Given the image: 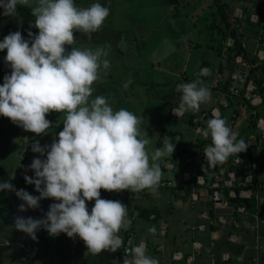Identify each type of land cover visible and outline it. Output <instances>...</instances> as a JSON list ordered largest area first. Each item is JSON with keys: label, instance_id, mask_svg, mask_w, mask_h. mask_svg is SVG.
Instances as JSON below:
<instances>
[{"label": "clouds", "instance_id": "9594fccd", "mask_svg": "<svg viewBox=\"0 0 264 264\" xmlns=\"http://www.w3.org/2000/svg\"><path fill=\"white\" fill-rule=\"evenodd\" d=\"M18 4L31 7L35 18L31 26L38 34L29 31L25 39L16 31L0 42V51L6 50L4 60L11 68L0 85V116L37 136L54 126L46 119L49 113H64L65 117L62 131L50 145L41 146L39 141L31 145L32 152L46 153V158H34L28 166L34 177L24 176L39 195L16 190L7 181L0 183V191H14L24 202L19 205L21 212L38 208L42 199L59 202L49 205L44 218L18 216L13 226L34 241L37 230L44 228L50 236H78L93 255L114 253L123 246L119 233L129 226L128 210L119 200L102 199L100 190L155 191L162 178L158 161L171 157L175 144L165 139L150 157L149 136L140 128L142 117L125 108L114 110L104 94L93 95L101 71L110 67L106 59L110 46L68 49L76 43L75 32L90 39L100 30L109 8L100 3L80 8L74 0H35L34 4L32 0H0L2 14L17 15ZM201 85L200 80L177 85L176 92L182 95L178 108L173 109L175 115L198 112L202 104L210 102V90ZM198 132L211 140L203 153L209 167L247 149L246 142L238 140V133L218 114ZM14 178L12 172L10 179ZM87 201H94L90 212ZM148 231L155 233V228ZM122 264L159 261L147 254V245L141 242L126 249Z\"/></svg>", "mask_w": 264, "mask_h": 264}, {"label": "crops", "instance_id": "0c3cea01", "mask_svg": "<svg viewBox=\"0 0 264 264\" xmlns=\"http://www.w3.org/2000/svg\"><path fill=\"white\" fill-rule=\"evenodd\" d=\"M156 1L138 0L128 7L125 0H74V4L80 8L100 3L109 8L110 14L102 28L92 33L90 39L82 32H75L76 43L73 47L95 50L98 46H110L107 47L106 57L110 61V67L101 71V79L94 87L109 98L114 110L125 108L142 117L140 128L149 136L147 150L150 157L154 149L163 146L165 139L175 144L171 157H164L158 161L162 170L161 181H168L171 184L165 187L159 185L155 191L144 189L136 192L129 189L120 192L103 190L100 193L102 199L119 200L127 206V219L130 223L126 231L122 229L119 233L123 246L116 252L103 251L93 255L88 252L78 236L69 238L66 234L60 233L53 237L57 244L55 251L50 257L46 252V256L40 258L38 264H52L51 262L122 264L126 258V249L141 242L146 243L147 254L157 258L159 264H254L253 259L256 256L257 264H264V212L261 210L254 213L263 216V220L256 221L254 214L250 215L245 206H237L245 209V213H241L237 208L234 210L228 201V207H231L233 212L224 216V223L220 222V216L214 213V203L212 211L215 216H211L209 214L213 191L211 184L216 170L207 165L205 157H199L195 153L197 139L203 137L194 130L197 127L206 128L207 121L210 120L207 118V112L211 115L210 111L216 110L214 104L222 107L221 114L218 112L220 117L227 121L228 126L231 120L237 124L235 132H239L247 125L246 111L245 116L243 111H238L242 109L241 103L232 98L229 92L224 95L217 90L224 78L223 72L229 65L231 66L229 58L222 59L221 54L218 56L216 52V60L213 58L206 60L199 52L202 48L199 43L203 37L187 39L175 27H171L168 32H162L163 25L171 24L172 21L176 23L180 18L187 25V18L183 17V5L175 0L165 12L166 20L169 22H162L158 27ZM236 1L239 3L241 0ZM32 2L34 4L35 0ZM231 7L228 6L227 13H231ZM202 13L204 14V11ZM137 21H140L139 25L132 24ZM228 21L238 28V33L245 40L246 49L253 53L257 40L254 31L250 30L249 26H237L229 18ZM212 24V20L208 18L203 24V34L208 41L215 38L218 40L216 45H210L213 49V46L220 45L221 39L217 32L213 33ZM196 32L197 29L194 28L193 34ZM125 48L130 50L131 56L125 54ZM231 67L235 72V64ZM220 68L223 70L222 73ZM189 78H192V81L207 80L206 85L211 79L209 87L211 100L207 104H202L198 112L188 111L177 116L173 109L178 108L182 93L176 92V87ZM205 112L207 115L200 118ZM185 116L186 121H183ZM194 119L197 120L196 123L193 122ZM171 121L174 131L168 129ZM58 130L62 131V128L59 127ZM187 131L192 132L190 138ZM257 150L264 158V149L259 146ZM186 158H191L192 162L187 163ZM237 159L241 160L239 155ZM254 167L256 169L257 165L254 164ZM183 173H188L189 179H184ZM258 178H264V169L259 171ZM227 179L228 176L224 174V180ZM235 182L236 177L232 187ZM242 185L245 187L239 191L238 196L246 200L251 199L252 195L243 196V192L252 193L250 186L255 188L259 186L258 182H252L251 175L246 177ZM232 187L222 190L227 189L228 195L234 193L236 196ZM235 196L231 195L230 198ZM254 198L255 206H264V192H257ZM58 202L46 198L45 204L48 208L45 209V213L50 204ZM40 203L39 207H44V202ZM86 203L90 212L94 201ZM149 227H154L155 233H149ZM43 233L36 232V242L42 238ZM22 239L32 240L28 235ZM45 240L47 241L46 237L44 243Z\"/></svg>", "mask_w": 264, "mask_h": 264}, {"label": "rangeland", "instance_id": "374dc122", "mask_svg": "<svg viewBox=\"0 0 264 264\" xmlns=\"http://www.w3.org/2000/svg\"><path fill=\"white\" fill-rule=\"evenodd\" d=\"M136 1L138 0H125V3L128 5V7H130ZM139 1L141 2L143 0H139ZM156 2L158 6L157 21L159 27V24H161L162 22H169V20H166L167 15H165V12L169 8L170 3L172 2L175 3V0H157ZM236 2H237L236 0H177V3L183 5V10H184L183 17L187 18L186 20L187 25L180 18L178 21H176V23L172 21L171 24L163 25L161 31L168 32L171 27H175L178 31H180V33L182 32L181 34L184 35L185 38L187 39H195V38L200 39L203 37L204 39L200 40L199 43L200 48L202 47L199 50V52L202 53L203 58H205L206 60H209V58H213L216 60L217 59L216 51L212 49L210 45H216L218 43V40L215 38L212 39L211 41H208L205 38L206 35L203 34V24L208 20V18H210L213 22L212 24V31H214L213 33L217 32L218 36H220L222 30L225 29V24L220 23V17L218 16L217 5L220 3L227 6H232V10H233L236 7L235 5ZM203 11L204 14L202 13ZM234 14L237 17H239V13L237 11H235V13L233 12L228 14V18L233 22L235 20ZM175 16L177 15L175 14ZM191 17H194V19H191ZM139 23L140 21H137V22H133L132 24L139 25ZM194 28L197 29V32L195 34H193ZM159 31H158V37H160ZM173 40H174V36H173ZM124 51L127 56L132 55L129 49L125 48ZM159 51H164V50H159ZM246 51L249 52V50ZM233 71L234 69L229 65L228 69L224 71V75L226 76L228 74H231ZM191 79L192 78H189L188 80L180 82V84L192 82ZM200 81H202L203 87L210 89L209 87L212 83L211 79L208 81L207 85L205 83V81L207 82V80L205 81L200 80ZM217 90L219 89L217 88ZM99 94H101V92L99 91V89H96L93 95L95 96ZM221 95H219V98L221 97ZM241 107L245 116L246 108L243 106ZM214 108L217 111H219L221 114L222 111L221 106H219L218 104H214ZM207 114H208L207 118L211 119L212 116L208 112ZM64 117H65L64 113H56V112L49 113L46 116V119L51 121L54 126L48 129L47 133L37 136L36 134L25 131L23 128L12 123L8 118L4 116H0V183L7 181L11 183L16 190H20L18 188V183H21L19 175H21V173H23V171L26 170V168H29L28 166L31 164L34 158L37 157L41 159L45 158L42 156H38L40 155L39 153L32 152L31 150L32 143L35 141H39L41 146L50 145L54 141V139L58 138V136L56 135L60 131L58 130V128L60 127L63 129L62 121ZM183 121H186V116L183 118ZM171 124L172 121L170 122L169 125L170 128L168 129L174 131V128H172L173 126H171ZM187 135L190 138L192 136V132L187 131ZM261 142H262L261 145L258 144V149L259 146H261V148L264 149V141ZM22 156L23 158L21 159ZM12 172H14L15 175L14 179H10ZM29 177H34V171L31 169H30ZM25 186H26L25 188L22 187L21 189H24L33 196L39 195V193L35 191V186L33 184L27 183L25 184ZM31 191L37 193H32ZM21 202L23 201L20 200L15 195L14 191H6V190L0 191V237L3 239L2 242L0 243V250L2 251V254L5 257V261L3 264H21V260L24 255L23 254L24 251L23 248L20 247V243L9 240V238H12L13 236L14 237L18 236V238L19 237L25 238V236L27 235L26 233H23L15 229V227L13 226L15 222V218L18 216H22L25 218L32 217L34 219H42L46 214L45 209L48 208V206L45 204V199H43L40 202L41 203L44 202V207L42 208L38 207L36 209L29 208L26 211L21 212L19 211V205ZM40 229L37 230L38 233L44 230V229L43 230ZM53 237L54 236H50L48 232L46 233V239H47V241L45 242L47 244L46 252H48L47 255L49 257L55 251V247H57V244L53 240ZM41 240L42 239L32 243V247L34 248L35 252L37 250V246L41 245L40 243ZM51 263L54 264L53 262ZM55 264H59V263H55Z\"/></svg>", "mask_w": 264, "mask_h": 264}, {"label": "trees", "instance_id": "16d2710c", "mask_svg": "<svg viewBox=\"0 0 264 264\" xmlns=\"http://www.w3.org/2000/svg\"><path fill=\"white\" fill-rule=\"evenodd\" d=\"M238 2V1H237ZM238 3H236V6ZM227 5L224 4H218L217 5V10H218V16L220 17V23L225 24V29L222 30V33L220 35L221 43L218 46H213V49L217 52V55L219 56L221 54L222 46L226 42V40L229 37L235 38L234 40V45L235 49H233L234 54L236 55H241L244 60H246L250 65H253L255 63H258L256 67H251L248 70V78H253L256 86L258 87V92L262 97V104L257 107H251L249 104L246 102H241V105H243L246 108V121L247 125L241 129L238 133L237 139L246 140L248 139L249 135L253 134L256 135L257 139H260L259 132L256 129V123L260 117L264 116V61H259L256 56H253L252 53L247 52V49H242L241 48V38L240 34L238 33L239 39L237 40V32L238 28L236 26H232L231 23L228 21V16H227ZM257 13L259 14V20L256 24H252L249 22V11L246 9V7H243V11L246 14V17L244 18L245 22L247 23V27L249 26L255 33V36H259L260 29L263 30L262 35H264V0L260 2V4L257 6ZM235 8L232 10L231 7V13ZM3 9L0 8V42L3 41L4 37L7 36L9 33L20 31L21 35L25 38L28 39V32L31 31L33 35L38 34V29L35 27H32L31 25L34 23V17L31 14V7L29 6H24V5H17V15L15 16H4L3 14ZM222 25V24H221ZM241 21L237 22V26H241ZM263 42V41H262ZM73 45L68 46L69 51ZM232 52V53H233ZM231 53V54H232ZM6 56V50L0 51V85L3 84V78L5 75H10L11 74V68L10 66L5 62L4 57ZM231 63V66L234 63L232 61V55L229 53V59ZM221 73L223 72L222 68H220ZM224 74V72H223ZM230 75L228 76L224 75V79L220 83L218 89L221 93L224 95L228 94V86L230 82ZM191 122V119H189ZM260 141V140H259ZM264 141V139H262ZM211 140L205 139V138H199L197 139L196 145H195V153L199 157H204L203 152L204 149L207 145H210ZM262 143V142H261ZM237 155L240 156L241 162L240 163H235L234 160L237 158V156L233 155L228 158V160L223 163V164H218L217 166L214 167V170L219 171L221 168H224L225 174L229 172H233L236 177V182L233 184L232 190L236 193V196L234 198L228 197V191L227 189L223 190V193L225 195V198L230 201V204L234 207V210L237 208V206H245L246 211L252 215L256 212H264V206H255V198L254 196L256 195L257 192H264V178H258L259 171L264 169V158L259 155L258 150L256 149H246L244 152L238 153ZM41 156V155H38ZM42 157L46 158V154ZM256 164L257 168L254 169L253 165ZM30 169L26 168V170L23 171L20 175V181L19 187L25 186V180L24 176L27 175L29 176ZM248 175H251L252 177V182L257 183L258 182V187L255 188L254 186H250L252 190V197L251 199H242L239 198L238 194L241 189H243L245 186L242 185V183L245 182V179ZM213 191H211L212 194ZM210 212L209 214L211 216H215L212 209H213V203L210 202ZM149 213V212H148ZM234 215H236V212L234 211ZM44 229V228H42ZM43 236L41 240V245L37 246V250L34 255L31 257H25V252H23V258L21 260V264H38V260L44 256H46V245L44 243V237H46V230H43ZM15 235V234H14ZM2 238L0 237V243L2 242ZM9 240H12L14 242L20 243V247L24 248L26 246H32V243L34 240H29V239H22L18 238V236H13L12 238H9ZM23 240V241H22ZM43 242V243H42ZM46 242V240H45ZM45 245V246H44ZM5 261V257L2 254V251L0 250V264H3ZM184 264V263H183Z\"/></svg>", "mask_w": 264, "mask_h": 264}, {"label": "built area", "instance_id": "2783aa9c", "mask_svg": "<svg viewBox=\"0 0 264 264\" xmlns=\"http://www.w3.org/2000/svg\"><path fill=\"white\" fill-rule=\"evenodd\" d=\"M263 0H242L238 3V5L235 7V10L239 13V17H237L235 14V20L234 22L237 24V22L241 21V26H246L247 23L245 22L244 18L246 17V14L243 11V7H246V9L249 11V22L252 24H256L259 20V14L257 13V6L260 4V2ZM237 21V22H236ZM251 29V28H250ZM263 30L260 29V35L257 36L255 50L253 51L252 55L256 56L259 61H264V35H262ZM238 36V32H237ZM241 48L246 49V43L243 37H241ZM239 39V36L237 37V40ZM235 38L229 37L226 42L224 43V47L221 52V58L227 59L229 58V53L232 55V59L236 66V71L231 73L230 75V82L228 86V92L230 93V96L238 102H246L251 107H257L262 104V97L258 92V87L256 86L253 78H248V70L251 67H256L258 63H255L253 65H250L246 60L243 59L241 55H236L233 52V49H235L234 45ZM263 41V42H262ZM227 52V53H226ZM233 52V53H232ZM232 53V54H231ZM243 106V105H241ZM244 107V106H243ZM238 110V108H237ZM239 112H242V109L238 110ZM211 115L213 114H219L217 110H211ZM207 114L203 113L200 118L205 117ZM236 116V115H235ZM194 123L197 122L196 119L193 120ZM232 130H237V124L234 123L233 120H231L230 126ZM198 129H201L200 127H197L194 131L196 134H199ZM256 129L259 132L260 139L256 138V135H249L248 139L246 140L247 148L248 149H258L259 140L264 139V116L260 117L256 123ZM205 150V149H204ZM204 153V152H203ZM187 163H191V158H186ZM235 163H240L241 160L235 159ZM254 167V165H253ZM255 168V167H254ZM224 174L225 171L223 169H220L219 171H216L214 173V181L211 184V187L213 188V192L211 195V201L212 203L217 202L218 200H222V205L225 207H228V200L224 199V193L222 188L226 187H232V182L235 179V175L233 172L226 173L228 176L227 180H224ZM184 179H189L188 173H183ZM171 183L168 181H160L159 185L162 187L169 186ZM103 191V189L100 190V193ZM231 195L235 196L234 193H230L228 197ZM243 196L251 197L252 193H246L243 192ZM237 211L241 213H245V209L243 207H237ZM219 221L224 223V216L226 215H218ZM256 221L263 220V216L259 214L253 215ZM25 257L34 255V248L32 246H26L24 248ZM178 259V258H177ZM253 263H258L257 256L253 259Z\"/></svg>", "mask_w": 264, "mask_h": 264}, {"label": "water", "instance_id": "95a60500", "mask_svg": "<svg viewBox=\"0 0 264 264\" xmlns=\"http://www.w3.org/2000/svg\"><path fill=\"white\" fill-rule=\"evenodd\" d=\"M233 209L231 207H225L222 205V200L214 202V213L216 215H229L232 214Z\"/></svg>", "mask_w": 264, "mask_h": 264}]
</instances>
